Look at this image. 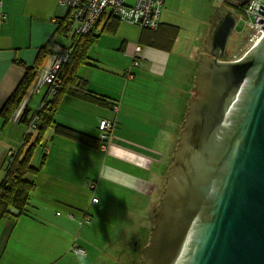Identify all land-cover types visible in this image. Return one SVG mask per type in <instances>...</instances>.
<instances>
[{
	"label": "crops",
	"instance_id": "1",
	"mask_svg": "<svg viewBox=\"0 0 264 264\" xmlns=\"http://www.w3.org/2000/svg\"><path fill=\"white\" fill-rule=\"evenodd\" d=\"M237 3L163 0L155 29L119 20L108 31L109 15L99 18L77 76L100 100L65 92L53 115L56 123L91 139L78 141L56 134L52 127L45 130L30 158L38 171L30 177L33 188L26 207L0 219V264H92L96 256L90 253L94 247L88 234L100 235L104 228L116 230L119 241L126 242L120 252H126L127 264H141L140 250L153 225L186 110L174 101L192 96L199 57L211 58L207 44L220 6L235 12ZM67 13L58 0H0V108L23 77L18 62L31 67L40 56L9 119L0 117V181L9 163L7 152L14 153L32 132L19 118L24 109L26 118L32 116L42 99L43 89L35 93L32 88L51 64L49 46L74 40L73 23L67 31L56 30ZM136 45L140 51L135 57ZM178 82L187 88H180L185 97L176 96ZM100 119L112 124L104 149L99 146ZM75 246L84 255L75 254Z\"/></svg>",
	"mask_w": 264,
	"mask_h": 264
},
{
	"label": "water",
	"instance_id": "2",
	"mask_svg": "<svg viewBox=\"0 0 264 264\" xmlns=\"http://www.w3.org/2000/svg\"><path fill=\"white\" fill-rule=\"evenodd\" d=\"M256 12L264 22V6ZM236 24L220 6L141 264H264V33L221 60Z\"/></svg>",
	"mask_w": 264,
	"mask_h": 264
},
{
	"label": "trees",
	"instance_id": "3",
	"mask_svg": "<svg viewBox=\"0 0 264 264\" xmlns=\"http://www.w3.org/2000/svg\"><path fill=\"white\" fill-rule=\"evenodd\" d=\"M244 6V2H238L234 6L235 12L242 15ZM97 21L95 23H97ZM118 22L119 20L115 16L109 15L104 29L113 31ZM71 25L72 21L69 18L68 12L64 24L59 23L56 30L57 32L67 31ZM93 42L94 35L91 30L84 36H74L72 52L59 72L61 80L60 87L48 101L43 103L40 109L33 112L38 114V121L32 132L24 135L20 146L15 150L14 155L8 163L5 174L0 181V219L3 217H11L12 214H19L26 207L28 195L33 188V182L30 177L34 176L38 171V167H34L30 164L31 154L35 145L42 139L43 133L47 128L52 127L56 134L74 140L88 141L91 139L87 134L56 123L53 119V115L61 95L65 92L91 101L100 100L99 97L92 94L86 88L85 81L77 76V69L85 62L87 51ZM39 62L40 56L31 67H27L18 62V65L23 67L24 74L13 92L0 108V117L3 122L9 119L11 113L20 102L35 75V69L39 65ZM27 112L28 109H24L19 120L28 124L31 116L26 118Z\"/></svg>",
	"mask_w": 264,
	"mask_h": 264
},
{
	"label": "built area",
	"instance_id": "4",
	"mask_svg": "<svg viewBox=\"0 0 264 264\" xmlns=\"http://www.w3.org/2000/svg\"><path fill=\"white\" fill-rule=\"evenodd\" d=\"M245 6L243 14L248 18V40L251 46L264 33V29L260 27L264 22L257 21L262 15L256 12L258 5L264 6V0H244ZM58 4L66 8L69 12V18L73 23V33L76 37L84 36L92 30L95 22L102 16L112 15L120 21L134 23L140 28L155 29L158 25L159 14L163 5V0H134L133 3H126L125 0H58ZM241 17H237V22ZM249 47V48H250ZM52 51V61L48 70L36 80L32 91L39 93L43 89L42 99L36 110L48 101L60 87L61 80L59 72L62 65L67 61L73 49V42L70 45L62 46L58 43H52L49 46ZM134 56L136 57L140 51V47H134ZM133 64H137L133 59ZM38 121V114L33 113L28 125L29 130H33ZM112 124L106 119H100L98 122L100 148L104 149V142L107 140L108 132L111 130ZM14 155L13 151L7 152L10 161ZM91 202H96V198H91ZM83 221H88L86 218ZM75 254L84 255V249L73 247Z\"/></svg>",
	"mask_w": 264,
	"mask_h": 264
},
{
	"label": "rangeland",
	"instance_id": "5",
	"mask_svg": "<svg viewBox=\"0 0 264 264\" xmlns=\"http://www.w3.org/2000/svg\"><path fill=\"white\" fill-rule=\"evenodd\" d=\"M125 2L133 3L134 0H125ZM240 16H241L240 20L237 22L234 31L231 33L228 39L227 57H226L227 60L236 59L240 57L251 45V42L248 40V32L250 31V28L248 27L247 24L248 18L244 14ZM190 65L191 64H187V66ZM182 86L184 87L185 85H182L180 82H178L177 84L178 91L176 96L179 95H182V97L186 96V93L183 94V91L180 90ZM185 89H187L186 86ZM193 94H194V90L192 92V95ZM187 99L188 98L181 99V97L180 98L178 97V100L176 99L174 102H176L177 105L180 102H182L186 106ZM106 232L104 228L103 231H100V235L97 233L88 234V241L91 243L90 245H92V248L94 247V249L89 248L90 253L96 256L95 257L96 259L92 264H127L126 261H124V259L127 257L126 256L127 254H125L126 252H122V253L120 252V250L126 248L127 245L126 242L119 241V236H118L119 234L116 230L110 232L108 231L107 232L108 234L105 235ZM107 235H109L110 238H108Z\"/></svg>",
	"mask_w": 264,
	"mask_h": 264
},
{
	"label": "flooded vegetation",
	"instance_id": "6",
	"mask_svg": "<svg viewBox=\"0 0 264 264\" xmlns=\"http://www.w3.org/2000/svg\"><path fill=\"white\" fill-rule=\"evenodd\" d=\"M243 2H244V0H243ZM228 43V42H227ZM226 57H227V44H226V48H225V54H224V56L222 57V59H226Z\"/></svg>",
	"mask_w": 264,
	"mask_h": 264
}]
</instances>
